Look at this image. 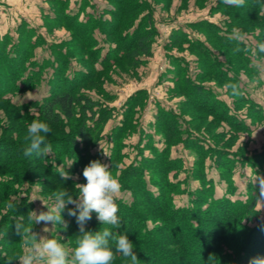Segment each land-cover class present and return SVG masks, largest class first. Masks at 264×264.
<instances>
[{
    "label": "trees",
    "instance_id": "1",
    "mask_svg": "<svg viewBox=\"0 0 264 264\" xmlns=\"http://www.w3.org/2000/svg\"><path fill=\"white\" fill-rule=\"evenodd\" d=\"M56 1L57 4H52L54 10H57L53 11L54 17L47 18L49 21L56 20L69 29L75 30L74 23L70 22V19L68 20L70 17L61 15V10L67 6V1ZM159 1L152 0V3L158 5ZM169 1L165 4L166 7H169ZM107 2L111 7L103 12L108 13L110 18H106V21L101 19V24H103L104 33H107L110 38L117 39V45L109 48L108 53L105 54L106 58H102L101 63H105L112 56L116 63L124 62L128 66L137 67L144 61L145 56L150 57L153 54L154 26L152 25H154L155 17L152 14L154 7L147 0H107ZM58 7L61 8L58 9ZM86 7L87 4L83 2L82 11ZM229 7L218 4L214 6L213 11L221 9L227 11ZM143 11H146L147 14L145 17L144 14L140 17ZM64 17H66L65 20ZM150 19L152 22L149 21ZM135 20L136 22H134ZM94 23H96V18L89 16L88 23L82 25L84 27L76 28L81 31L79 34L82 41L88 39ZM127 25L134 28L128 39L124 35L125 30L119 32L122 27L125 28ZM97 26H100V22ZM216 26L208 20L191 22L187 25L188 29L204 32L207 42L192 39L186 28H179L170 40V47L181 50L186 44L187 48L185 49L197 56L202 69L196 74L200 81L212 76V78H218L219 81L228 83V85H238L236 77H239L242 68L245 66L244 69L249 73L255 65L250 64L249 57L245 56L241 49L237 51V41L222 36ZM26 38L28 40L30 35H27ZM9 42V35L0 40V62L4 66L7 79L13 85L27 58L24 53L16 54V51L22 50L19 47H14L15 54L6 53L5 47L7 48ZM96 43L93 41L90 44V61H95L92 57L98 56L99 51L94 49ZM19 44L21 45V42ZM220 48L223 51L227 49L229 52V56L223 54L224 61L214 54V49L221 50ZM170 56L172 55L170 54ZM228 57L232 63L234 75L226 67ZM173 60L178 68L172 71L174 74L169 79L174 82L173 89L185 97L181 102L182 105L188 106V109L185 110H193L192 108L201 110L200 116L198 118L196 116V119H200L199 121L203 123L206 130L213 131L214 137H220L221 133L215 131V127L226 118V110L217 106V99H214L207 86L202 82L192 81L186 74L184 76L186 70L179 65L180 58L173 57ZM96 61L98 60L96 59ZM95 68L93 64L94 71L79 73L67 88H59L44 98L35 106L37 116H33V118H29L27 115L20 116L22 109H18L19 114L14 113L16 120L12 121L16 127L18 125L16 140H13L15 135L12 130H10V134H6L5 131L1 132L0 264H8V258H15L22 254V237L17 233L16 224L21 217L27 223L32 203L25 196H22L19 202L11 200V195L18 194V187L22 186L24 182L33 186L39 179L41 181L38 184L46 195L52 196L55 191L65 188L70 194L76 196L78 191L74 186L80 181L73 178V175L77 172L82 174L84 167L91 161L101 159L92 153V149L103 138V129L114 117V108L103 107L98 100L79 91L81 86H90L88 84L91 83L98 85L100 81L96 82V77L100 72H96ZM88 78L91 79V82ZM65 83L67 85L69 82L65 80L63 84ZM7 85L0 82V88L5 89ZM30 85L31 83H28L23 86V89ZM143 91L141 90L129 98L126 106L123 107V120L112 129L108 136L113 146L107 157V165L113 176L119 180L122 189L131 194L130 199L124 197L116 199L121 223L120 227L114 231L117 234L128 236L134 244L133 250L139 264H249L252 258L264 257V220L259 218L258 203L256 202L259 185L250 183L244 198L233 199L234 187L229 172L230 168L223 162L221 154L216 157L215 163L220 170L219 175L229 185V192L218 197L215 196L216 182L213 178L205 175L203 166L205 155L200 148L201 157L196 159L192 173L200 183L193 194L195 197L192 196L187 205L180 206L175 202L176 196L184 193L181 185L185 181L178 179L177 173L183 169V165L180 158H171L172 147L181 142L187 147L191 146L190 143L194 142L196 138L190 131H202L203 129L198 128L201 124L195 125L192 120L183 128L176 113L160 109L154 128L156 133L163 136L161 148L153 143L151 134H146L150 142L142 147L150 148L151 154H143L140 151L138 152L139 159L137 157L134 162L121 168L123 158L127 157V153L123 152L126 147L123 140L140 127L135 114L136 107L146 97V92ZM205 94L208 99L206 102H202ZM210 97L213 99L211 103L209 102ZM26 111L25 113L28 115L31 114L27 109ZM206 114L213 118L207 120ZM34 119L49 125L51 132L46 136V144L51 146V150L42 157H37L35 154L25 157L23 149L28 144L25 140L27 126ZM66 127H68L67 130ZM53 132L60 135L58 134L55 139L49 138ZM224 139L228 144L234 143L236 140L234 136H225ZM7 151L10 153L9 161H4V154ZM16 159L19 160V163L16 162ZM61 169L67 171L71 178L64 180L58 173ZM146 174H148L147 179ZM153 186L155 188H152ZM9 202L13 203V208L7 207ZM74 207L67 206L61 213L66 224V227L62 226L61 231L66 236V240L63 241L67 242L68 248L76 246L75 240L81 234L76 218L68 215V210ZM102 227L103 225L98 221L96 214L93 213L92 219L85 225V231L96 232ZM32 230L38 233V225L33 224ZM15 262L13 261L12 264ZM112 264H129V262L117 254Z\"/></svg>",
    "mask_w": 264,
    "mask_h": 264
},
{
    "label": "rangeland",
    "instance_id": "2",
    "mask_svg": "<svg viewBox=\"0 0 264 264\" xmlns=\"http://www.w3.org/2000/svg\"><path fill=\"white\" fill-rule=\"evenodd\" d=\"M66 1L67 6L61 10V15L70 17L68 20L70 19V22L74 23L75 30L69 29L56 20L51 19L49 21L47 18L54 17L53 11L56 12L57 10H54L52 4H57L56 0H0V40L6 35L10 36V42L7 48L5 47V51L12 55L15 54L14 47H19L22 50L16 51V54L24 53L27 58L18 79L15 80L13 85L7 79L8 76L4 71V66L0 62V78H3L0 79V82H4L5 85L8 84L5 89L0 88V136L2 131L10 134V130H12L15 135L13 140H16L18 125L16 127L12 121L16 120L14 113H18V109H22L23 112L20 113V116L27 115L29 118L37 116L35 111L37 104L59 88H67L79 73L83 72L84 74L86 71H94V64L96 72H100V74H97L96 82H100L98 85L91 83L88 84L90 86H81L79 91L98 100L103 107L114 108V117L103 129V138L92 149L93 154L98 155L99 158L101 157L99 160L102 163L108 164L107 157L113 146L108 136L112 129L123 120V107L126 106L131 96L144 90L146 97L136 107L135 114L140 127L136 128L131 136L123 140L126 143L123 152L127 153V157L123 158L121 168L134 162L137 157L139 159L138 152L140 151L143 154H151L150 148L142 147L150 142L146 134H151L153 143L161 148L163 136L155 132L154 123L158 111L163 109L176 113L183 128H185L184 125L187 126L193 120L195 125L201 124L198 128L203 129L202 131L189 130L196 138L194 142L190 143L191 146L187 147L181 142L172 147L171 158H180L183 165V169L177 173L178 179L185 181L181 185L184 193L176 196L175 202L177 205L189 204L190 198L195 197L193 194L200 186L198 180L192 175L194 163L197 158L200 159L201 157L199 154L200 148L205 155L203 160L205 175L213 178L216 182L215 196L218 197L225 192H229V185L219 175L220 170H218L219 168L216 167L215 163L216 157L220 154L223 156L225 165L230 168L229 172L234 187L233 199L244 198L250 183L259 185L258 181L251 182V178L255 173L264 176V53L259 51V45L264 43V14L258 15L259 8L256 0H245V6L242 8H230L222 0H184L183 2L182 0H160L158 5H154L152 0H147L154 7L152 14L155 17L154 25H152L154 26L153 54L150 57L145 56L144 61L137 67L128 66L124 62L116 63L112 56H108L109 58L105 63H101L102 58H106L105 54L108 53L109 48L117 45V39L110 38L107 33H104V27L101 24V19L106 21V18H110L108 13L103 12L111 7L107 0ZM168 1L170 5L166 7L165 4ZM83 2L87 4V7L82 11L81 5ZM218 4L228 6V12L225 9L214 12V6ZM60 8L58 7V9ZM143 14L145 17L147 12L143 11L140 17ZM89 16L95 17L96 23L91 27L88 39L82 41L79 34L81 31L76 28L87 24ZM66 17H64V20ZM151 19L150 22H152ZM199 20H208L216 24L220 34L229 37L228 39H234L232 38L234 28L246 34L243 41L234 40L237 41V48L241 49L245 56L249 57L250 64L255 66L251 68L249 73L248 70L244 69V66L239 77H236L238 78V91L240 94H233L232 89L227 87L228 83L219 81L218 78H212V76L200 81L196 74L202 69L197 56L185 49L187 48L186 44L181 50H179L180 48L170 47V40L179 28H186L192 39L207 42L204 32L191 31L187 27L189 23ZM99 22L100 26H97ZM129 26L122 27L119 31L123 32L125 30L124 35L127 36V39L134 29ZM27 35H30L28 40H26ZM93 41L97 42L94 49L99 51L98 56L92 57L95 61L98 60L96 62L90 61V44ZM20 42L22 46L19 44ZM218 49H214V54L224 61L223 54L229 56V52L227 49L225 51L221 48V50ZM173 57L180 58L179 65L186 70L184 76L186 74L192 81L202 82L207 86L214 99H217V106H221L226 110V118L215 127V131L221 133L220 137H214V132L206 130L203 123L199 121L200 119H196V116L197 118L200 116L201 110H195L194 108H192L193 110H185L188 109V106L182 105L181 102L185 97L173 89L174 82L169 79L174 74L172 71L178 68L174 64ZM226 67L234 75L229 57ZM65 80L69 82L67 85L66 83L63 84ZM88 80L91 82L90 78ZM28 83H31V85L23 89V86ZM207 99L208 96L205 94L202 102H206ZM211 101H213L212 98L209 102L211 103ZM26 109L31 112L30 115L25 113ZM185 111L187 113L184 114ZM194 115L195 117H193ZM205 118L211 120L213 117H208L206 114ZM187 128L189 129V127ZM58 134L53 132L49 135V138L55 139ZM225 136H234L236 140L234 143L228 144L226 143L227 140L224 139ZM140 139L142 140L139 145ZM9 155V151L5 152L4 161H9ZM16 162L19 163V160L16 159ZM73 178L80 181L81 184L86 183L80 172L75 173ZM147 178L148 174H146ZM40 181L37 179L33 186L29 185L28 182H24L22 186L18 187V194L11 195V200L19 202L21 201L20 198L25 196L32 203L31 211H47V207L39 199H42L49 206H52L53 201L49 199V195L44 194L43 189L38 184ZM130 195L129 191L121 187L118 197L130 199ZM67 206L74 205L69 204ZM260 208L261 205L258 203L259 218L264 220V207ZM37 225L40 235L48 238L59 235L62 237L61 242L68 246L67 242L63 241L66 240V236L61 231L63 229L62 225L56 227L52 224L45 225L43 223ZM44 227H48L49 231L43 232ZM14 264H19V262L16 261Z\"/></svg>",
    "mask_w": 264,
    "mask_h": 264
},
{
    "label": "clouds",
    "instance_id": "3",
    "mask_svg": "<svg viewBox=\"0 0 264 264\" xmlns=\"http://www.w3.org/2000/svg\"><path fill=\"white\" fill-rule=\"evenodd\" d=\"M222 2L235 8L245 6V0H222ZM256 4L259 8L258 15L264 14V0H256ZM245 36L246 34L239 29L232 30V38L237 41H243ZM259 51L264 53V43L259 45ZM227 87L232 89L233 94H240L238 85L231 84ZM50 132L51 129L46 122L34 119L27 128L25 140L28 144L23 149V155L25 157L33 154L37 157L47 155L51 146L46 144V136ZM58 173L64 180L71 178L63 169ZM82 175L86 183H76L74 186L78 195L73 196L65 188L59 189L49 197L53 201L52 206L39 199L47 207V211H30L27 223L24 222L23 217L20 218L16 224V230L22 237V254L15 258H8V264H12L13 261H18L19 264H112L117 254L129 264H139L133 250L134 244L128 236L114 231L120 227L121 223L118 215L119 206L116 203L122 187L119 180L113 176L109 166L100 160L91 161L84 167ZM257 181L259 191L256 194V202L262 208L264 207V176L255 173L251 182ZM69 204L75 207L68 210V215L76 218L81 233L75 240L74 248L69 249L65 243H62V237L59 235L48 238L33 232V224L43 223L52 224L54 227L57 225L66 227L61 213ZM7 207L13 208L14 205L9 202ZM93 213L103 227L96 232L85 231V225L92 219ZM48 231V227L43 228V232ZM249 264H264V257L252 258Z\"/></svg>",
    "mask_w": 264,
    "mask_h": 264
}]
</instances>
